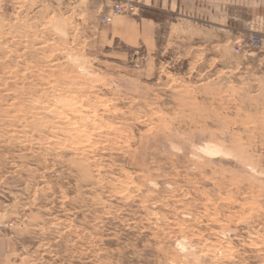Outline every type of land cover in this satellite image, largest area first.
<instances>
[{
	"label": "rangeland",
	"instance_id": "obj_1",
	"mask_svg": "<svg viewBox=\"0 0 264 264\" xmlns=\"http://www.w3.org/2000/svg\"><path fill=\"white\" fill-rule=\"evenodd\" d=\"M135 1L0 0V264H264V0Z\"/></svg>",
	"mask_w": 264,
	"mask_h": 264
},
{
	"label": "crops",
	"instance_id": "obj_2",
	"mask_svg": "<svg viewBox=\"0 0 264 264\" xmlns=\"http://www.w3.org/2000/svg\"><path fill=\"white\" fill-rule=\"evenodd\" d=\"M135 2L140 5V8L157 9L179 14L184 9L192 10L193 7L196 8L197 5V0H137ZM157 25L158 22L151 18L119 15L112 19L110 30H116L117 28L120 33L117 37L121 38L124 42H127L122 38L121 34L130 29L132 32L136 33V39L134 40V43H132L134 46H153L156 39L155 31Z\"/></svg>",
	"mask_w": 264,
	"mask_h": 264
},
{
	"label": "built area",
	"instance_id": "obj_3",
	"mask_svg": "<svg viewBox=\"0 0 264 264\" xmlns=\"http://www.w3.org/2000/svg\"><path fill=\"white\" fill-rule=\"evenodd\" d=\"M115 10H116V11H121V12H122V11H125V10H123L122 7H120V6L116 7ZM110 21H111L110 16H104V17H103V23H108V22H110ZM252 42H253L254 44H257V43L260 42V39H259L258 37H253Z\"/></svg>",
	"mask_w": 264,
	"mask_h": 264
},
{
	"label": "trees",
	"instance_id": "obj_4",
	"mask_svg": "<svg viewBox=\"0 0 264 264\" xmlns=\"http://www.w3.org/2000/svg\"><path fill=\"white\" fill-rule=\"evenodd\" d=\"M155 12V9H146L145 12L143 13L144 17L154 19L155 21L157 20V17L152 15L151 13Z\"/></svg>",
	"mask_w": 264,
	"mask_h": 264
}]
</instances>
